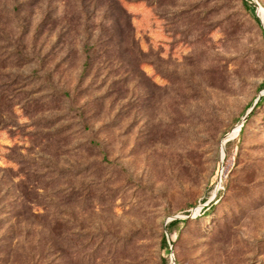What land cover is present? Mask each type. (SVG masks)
<instances>
[{"label": "rangeland", "instance_id": "rangeland-1", "mask_svg": "<svg viewBox=\"0 0 264 264\" xmlns=\"http://www.w3.org/2000/svg\"><path fill=\"white\" fill-rule=\"evenodd\" d=\"M262 24L264 0H0V264H264Z\"/></svg>", "mask_w": 264, "mask_h": 264}, {"label": "trees", "instance_id": "trees-1", "mask_svg": "<svg viewBox=\"0 0 264 264\" xmlns=\"http://www.w3.org/2000/svg\"><path fill=\"white\" fill-rule=\"evenodd\" d=\"M255 22L258 24V19H257V18H255ZM259 87H264V82L261 83V84L259 85ZM262 98H263V97H261V98L259 99V104L262 102ZM243 127H244V124L241 125V128L239 129V134H238V135H240V133L242 132ZM182 222H183V220H180V219H173V220L169 221V222L166 224V226H165L166 231H167L168 233H171V232H173V231H174V232H177L178 229H179V224L182 223ZM160 245H161L162 248H168V244H167V241H166V237H165V235L162 236V238H161V244H160ZM162 264H166V259L162 258Z\"/></svg>", "mask_w": 264, "mask_h": 264}, {"label": "water", "instance_id": "water-1", "mask_svg": "<svg viewBox=\"0 0 264 264\" xmlns=\"http://www.w3.org/2000/svg\"><path fill=\"white\" fill-rule=\"evenodd\" d=\"M262 26H264V25L262 24Z\"/></svg>", "mask_w": 264, "mask_h": 264}]
</instances>
